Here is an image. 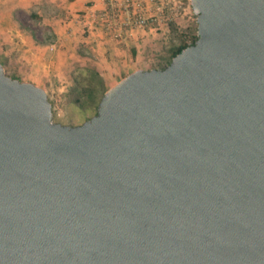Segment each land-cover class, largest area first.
Listing matches in <instances>:
<instances>
[{
  "label": "water",
  "instance_id": "obj_1",
  "mask_svg": "<svg viewBox=\"0 0 264 264\" xmlns=\"http://www.w3.org/2000/svg\"><path fill=\"white\" fill-rule=\"evenodd\" d=\"M190 1L79 126L0 62V264H264V0Z\"/></svg>",
  "mask_w": 264,
  "mask_h": 264
},
{
  "label": "crops",
  "instance_id": "obj_2",
  "mask_svg": "<svg viewBox=\"0 0 264 264\" xmlns=\"http://www.w3.org/2000/svg\"><path fill=\"white\" fill-rule=\"evenodd\" d=\"M114 2L122 0H0V62L5 70L22 62L48 79L69 74L68 79L64 76L69 80L78 62L91 61L110 87L137 70H151L152 64L166 61L153 44L154 24L164 20L163 14L149 0H135L132 17L144 12L148 25H128L121 14L115 30H109L105 14ZM22 76L18 79L46 90L36 83L39 76L34 73Z\"/></svg>",
  "mask_w": 264,
  "mask_h": 264
},
{
  "label": "rangeland",
  "instance_id": "obj_3",
  "mask_svg": "<svg viewBox=\"0 0 264 264\" xmlns=\"http://www.w3.org/2000/svg\"><path fill=\"white\" fill-rule=\"evenodd\" d=\"M165 5L164 12H161L164 20L160 24H154L150 22V26L153 27L156 25L157 30L155 34V40H153L154 47L158 48L157 54L160 56L168 57V49L173 45H179V39L177 37V32H174L170 29L169 22H175L178 27V32L185 31L190 26H194L197 20L190 0H163ZM163 4V3H162ZM154 8L157 9L158 4H153ZM159 12V11H158ZM18 63V66L13 64L11 67L7 66L6 73L8 76L18 79L23 77L22 73H34V76H39L36 83L43 84L48 91L49 99L54 104V117L53 120L55 123H60L66 126H79L85 123L87 120L96 115V111L89 110L87 112L82 111L80 108L75 106L70 102V99L67 98L69 93L70 78L67 80L69 74H63L61 79L56 77L55 79H48L44 74H39L38 71L32 70L30 66H24ZM84 62H78L82 64ZM165 64V61L162 63L156 62L152 64V67H162L161 65ZM77 66V65H76ZM20 75V76H17ZM25 76V75H24ZM67 79H65V77ZM26 82H32L29 80H20ZM120 81L115 82L118 84ZM33 83V82H32ZM114 85L109 87L112 88ZM44 89V88H43Z\"/></svg>",
  "mask_w": 264,
  "mask_h": 264
},
{
  "label": "trees",
  "instance_id": "obj_4",
  "mask_svg": "<svg viewBox=\"0 0 264 264\" xmlns=\"http://www.w3.org/2000/svg\"><path fill=\"white\" fill-rule=\"evenodd\" d=\"M195 16L197 18L196 14ZM169 26L172 31L177 32L179 45L171 46L168 49V57L165 64L161 65L162 67H155L154 69H166L177 55L186 48L194 46L199 40L197 20L194 26H190L185 31L181 32H178V27L175 22H169ZM69 88L70 90L67 94V98L70 99V102L82 111L87 112L89 110H94L96 111V115L98 114V109L103 97L109 90L105 77L91 61L75 66L70 74ZM51 103L54 110V104L52 101Z\"/></svg>",
  "mask_w": 264,
  "mask_h": 264
},
{
  "label": "built area",
  "instance_id": "obj_5",
  "mask_svg": "<svg viewBox=\"0 0 264 264\" xmlns=\"http://www.w3.org/2000/svg\"><path fill=\"white\" fill-rule=\"evenodd\" d=\"M152 4H158L157 10L159 12H164L165 5L163 0H149ZM163 3V4H162ZM135 5V0H122L121 4L117 2L111 6L110 11L108 10L105 14L107 20V28L109 30H115L114 28L118 25V18L121 14L126 15V19L128 20V25H134L139 27H145L148 25L150 18H148L144 12L135 13V17H132V10Z\"/></svg>",
  "mask_w": 264,
  "mask_h": 264
}]
</instances>
